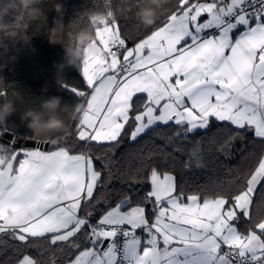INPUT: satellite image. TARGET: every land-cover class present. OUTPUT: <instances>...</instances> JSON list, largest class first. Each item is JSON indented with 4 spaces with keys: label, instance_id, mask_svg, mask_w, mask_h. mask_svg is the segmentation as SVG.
Returning a JSON list of instances; mask_svg holds the SVG:
<instances>
[{
    "label": "snow or ice",
    "instance_id": "6c2138e0",
    "mask_svg": "<svg viewBox=\"0 0 264 264\" xmlns=\"http://www.w3.org/2000/svg\"><path fill=\"white\" fill-rule=\"evenodd\" d=\"M104 16L96 53L82 62L86 89L64 85L80 98L75 140L67 143L73 134L66 133L16 147L19 134L8 121L0 125L7 141L0 145L12 154L7 170L0 165V245L26 248L42 238L67 253L64 264H264V215H255L264 205V154L238 191L186 193L173 174L152 166L150 190L135 206L130 192L115 206L101 198L114 178L108 154L161 125L174 131L170 140L216 124L229 133L226 144L249 133L264 144V0H177L134 47L113 12ZM93 142L104 156L91 154ZM202 160L197 143L184 166ZM102 204L109 207L96 220ZM15 264L39 261L25 254Z\"/></svg>",
    "mask_w": 264,
    "mask_h": 264
},
{
    "label": "trees",
    "instance_id": "16d2710c",
    "mask_svg": "<svg viewBox=\"0 0 264 264\" xmlns=\"http://www.w3.org/2000/svg\"><path fill=\"white\" fill-rule=\"evenodd\" d=\"M8 2L9 0H0V3ZM145 2L146 0H42L40 8L43 16L38 21L27 23L21 18L17 28L18 39L9 45L6 55L0 56V78L3 80L0 91L7 89L6 96L1 97V103L6 98H13V92L18 93V98H15L16 113L9 118L8 128L18 133V138L22 141L26 140L25 136H32L22 123L21 115L30 108L38 107L43 99L49 97H60L62 103L69 105L70 110L79 107L80 98L75 97L64 85L85 90L86 85L80 72L76 67L66 68L57 77L56 66L64 63L62 45L67 44L70 37L81 29H88L94 34L97 26L93 27L91 16L96 13L105 15L111 10L127 46L132 47L154 29L162 26L177 4V0H169L158 11L155 24L146 28L136 17L137 11ZM17 17H22L18 9L6 20L7 25L11 26ZM77 116L80 119L79 113ZM79 119L73 120L64 115L65 131L45 140H58L66 133H72L67 140V143H72L75 140V125L79 123ZM159 128L157 133L146 135L139 142L126 139L116 149L114 156L108 154L112 157L108 163L114 178L106 185V191L101 194V198L109 199L111 206H115L125 192L132 194L131 206H135L137 196L150 190L147 179L152 166L158 167L162 173L173 174L186 193L202 190L209 194L214 191H238L237 183H242L244 176L251 172L264 154V144L254 141L250 133L246 139L224 143L229 133L216 124L206 134L202 131L190 134V140H170V137L175 136L174 131L163 125ZM35 141L40 142V139ZM197 143L202 151L203 166L197 167L193 164L192 167L185 168L184 164L188 161L191 149ZM53 147L54 145L48 144V150ZM177 148L180 151H176ZM100 149L101 146L93 142L91 154L104 156ZM150 153L155 154L151 161L147 159ZM141 162L146 167H141ZM99 166L97 162V167ZM107 207L109 204L98 205L100 211L94 219L98 220ZM255 215L257 218L264 215V205H257ZM19 243L9 241L0 245V264H15L25 254L37 259L39 264L54 260L56 264H64V260L69 258L66 252L55 250V246H50L42 238L30 247L13 246Z\"/></svg>",
    "mask_w": 264,
    "mask_h": 264
},
{
    "label": "clouds",
    "instance_id": "9594fccd",
    "mask_svg": "<svg viewBox=\"0 0 264 264\" xmlns=\"http://www.w3.org/2000/svg\"><path fill=\"white\" fill-rule=\"evenodd\" d=\"M41 3L42 0H9L8 3H0V33H3L0 35V49H2L0 56L6 55L9 52V45L18 39L17 28L21 18L27 23H31L38 21L43 16L40 8ZM168 3L169 0H146L144 6L140 7L136 13L138 21L146 28L151 27L156 22L158 11ZM17 9L22 13V17H17L11 26L7 25L6 20ZM104 19L103 14H93L91 16L93 27L100 24ZM94 40L93 32L88 29H81L71 36L68 43L62 45L64 63L56 66L57 77L66 68H75L89 56L95 54ZM13 59L16 60V58ZM0 87H3L2 78H0ZM6 91L7 89L4 88L0 93H6ZM12 97L6 98L0 103V125L5 124L16 113L15 98H18V93L13 92ZM79 107L70 110L69 105L62 103L60 97L53 96L43 99L38 107L25 111L21 115V121L35 138H50L65 131L64 115L73 120L79 119L77 116ZM52 140L55 141V139ZM11 164L12 154L10 150L4 145H0V165L7 170Z\"/></svg>",
    "mask_w": 264,
    "mask_h": 264
},
{
    "label": "water",
    "instance_id": "95a60500",
    "mask_svg": "<svg viewBox=\"0 0 264 264\" xmlns=\"http://www.w3.org/2000/svg\"><path fill=\"white\" fill-rule=\"evenodd\" d=\"M19 139V138H18ZM20 140V143L15 145L16 147H35L39 144V142H36L35 140H25V141H22V139H19ZM6 139L3 141V143H6ZM43 148H45L46 150L48 149V144L45 143L42 145Z\"/></svg>",
    "mask_w": 264,
    "mask_h": 264
},
{
    "label": "rangeland",
    "instance_id": "374dc122",
    "mask_svg": "<svg viewBox=\"0 0 264 264\" xmlns=\"http://www.w3.org/2000/svg\"><path fill=\"white\" fill-rule=\"evenodd\" d=\"M142 41V40H141ZM140 42V41H139ZM135 46V44L132 46V47H134ZM77 70L79 71V72H81V74H82V63L80 64V65H78L77 67ZM0 103H1V97H0Z\"/></svg>",
    "mask_w": 264,
    "mask_h": 264
},
{
    "label": "crops",
    "instance_id": "0c3cea01",
    "mask_svg": "<svg viewBox=\"0 0 264 264\" xmlns=\"http://www.w3.org/2000/svg\"><path fill=\"white\" fill-rule=\"evenodd\" d=\"M80 74H81V72H80ZM81 76L83 77V75L81 74ZM131 141V140H130ZM48 150V149H47ZM124 210H127V209H124ZM139 231L140 230H137V232L139 233ZM46 264H53V262L52 261H49V262H47Z\"/></svg>",
    "mask_w": 264,
    "mask_h": 264
},
{
    "label": "built area",
    "instance_id": "2783aa9c",
    "mask_svg": "<svg viewBox=\"0 0 264 264\" xmlns=\"http://www.w3.org/2000/svg\"><path fill=\"white\" fill-rule=\"evenodd\" d=\"M0 142H3V141H0Z\"/></svg>",
    "mask_w": 264,
    "mask_h": 264
}]
</instances>
